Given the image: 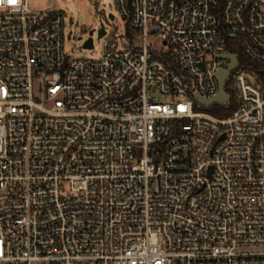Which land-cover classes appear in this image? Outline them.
I'll return each instance as SVG.
<instances>
[{"label":"built area","instance_id":"built-area-1","mask_svg":"<svg viewBox=\"0 0 264 264\" xmlns=\"http://www.w3.org/2000/svg\"><path fill=\"white\" fill-rule=\"evenodd\" d=\"M115 7L74 58L0 0V264H264V0Z\"/></svg>","mask_w":264,"mask_h":264},{"label":"rangeland","instance_id":"rangeland-1","mask_svg":"<svg viewBox=\"0 0 264 264\" xmlns=\"http://www.w3.org/2000/svg\"><path fill=\"white\" fill-rule=\"evenodd\" d=\"M33 9L60 10L65 12V46L66 53L74 58H99L104 53L105 38L99 36L98 30L101 23H105L106 30L110 35H121L125 37L122 41L133 40L137 46L141 45V38L137 33L128 30L122 17L117 13L115 0H29ZM110 14L116 18L114 20L104 18ZM93 30L92 35L90 31ZM70 34V38L68 35ZM92 37L94 47L92 50L85 48L84 43ZM153 48L162 49L163 43L159 38L149 37ZM251 81L257 82V74H251ZM233 91L235 85L230 84Z\"/></svg>","mask_w":264,"mask_h":264},{"label":"water","instance_id":"water-1","mask_svg":"<svg viewBox=\"0 0 264 264\" xmlns=\"http://www.w3.org/2000/svg\"><path fill=\"white\" fill-rule=\"evenodd\" d=\"M109 17L111 19H113V15L110 14ZM93 33V30L90 31V35H92ZM98 33H99V36H104L105 35V28H104V23H101V27L100 29L98 30ZM84 47L85 48H88V49H91L93 47V39L92 37L90 36L84 43ZM232 59L234 60V65H236V60L234 58V56H232ZM224 79H221V83L223 82ZM200 102H202L203 104H210L211 102H213L214 100H204L203 98L201 97H197ZM226 98V94L224 92H221V94L216 98V100H225Z\"/></svg>","mask_w":264,"mask_h":264},{"label":"trees","instance_id":"trees-1","mask_svg":"<svg viewBox=\"0 0 264 264\" xmlns=\"http://www.w3.org/2000/svg\"><path fill=\"white\" fill-rule=\"evenodd\" d=\"M256 68L259 69V70H261V71H264V66H258V65H256Z\"/></svg>","mask_w":264,"mask_h":264},{"label":"snow or ice","instance_id":"snow-or-ice-1","mask_svg":"<svg viewBox=\"0 0 264 264\" xmlns=\"http://www.w3.org/2000/svg\"><path fill=\"white\" fill-rule=\"evenodd\" d=\"M9 2H10V3H14V2H15V0H9Z\"/></svg>","mask_w":264,"mask_h":264}]
</instances>
